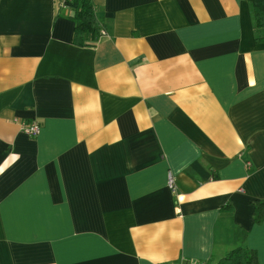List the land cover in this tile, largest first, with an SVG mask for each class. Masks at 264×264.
<instances>
[{"label": "crops", "instance_id": "obj_1", "mask_svg": "<svg viewBox=\"0 0 264 264\" xmlns=\"http://www.w3.org/2000/svg\"><path fill=\"white\" fill-rule=\"evenodd\" d=\"M58 1L0 0V264H264L246 0H90L80 44Z\"/></svg>", "mask_w": 264, "mask_h": 264}, {"label": "trees", "instance_id": "obj_2", "mask_svg": "<svg viewBox=\"0 0 264 264\" xmlns=\"http://www.w3.org/2000/svg\"><path fill=\"white\" fill-rule=\"evenodd\" d=\"M250 9V17L255 42H264V0H246ZM66 10L71 12L73 21L72 42L80 44L83 38L90 40L99 35L101 24L94 14L90 0H67ZM252 220L264 221V208L260 202L253 201ZM217 264H257L252 250L237 247L229 251Z\"/></svg>", "mask_w": 264, "mask_h": 264}, {"label": "built area", "instance_id": "obj_3", "mask_svg": "<svg viewBox=\"0 0 264 264\" xmlns=\"http://www.w3.org/2000/svg\"><path fill=\"white\" fill-rule=\"evenodd\" d=\"M66 1L67 0H59L58 1V7L61 9H66ZM104 35H105L104 32L102 30H100L99 36H104ZM20 130L23 134H25L28 137H35L39 132V126H38V123L36 121L32 120L30 122H26V123L21 124ZM166 185H167V188L171 192H174L173 178L170 175L167 176ZM193 264H206V263L202 262V261H197Z\"/></svg>", "mask_w": 264, "mask_h": 264}]
</instances>
